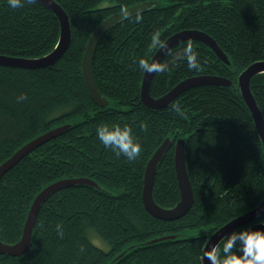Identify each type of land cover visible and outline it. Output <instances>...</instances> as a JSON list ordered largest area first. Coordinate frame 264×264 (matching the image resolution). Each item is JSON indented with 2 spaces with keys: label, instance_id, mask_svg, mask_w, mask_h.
Masks as SVG:
<instances>
[{
  "label": "trees",
  "instance_id": "trees-1",
  "mask_svg": "<svg viewBox=\"0 0 264 264\" xmlns=\"http://www.w3.org/2000/svg\"><path fill=\"white\" fill-rule=\"evenodd\" d=\"M54 1L66 12L71 30L62 56L40 69L0 65V164L34 137L63 124L69 127L0 178V241L20 239L34 197L49 183L87 177L97 186L78 184L51 193L38 211L29 250L20 256L0 253V264H203L209 236L264 199V144L237 81L250 64L264 61V0ZM143 1L156 3L140 13L142 22H136V15L122 21L96 47L93 77L108 101L99 106L82 78L85 44L107 16ZM183 30L207 33L226 61L206 43L190 39L200 69L189 71L183 56L189 39L183 40L161 60L169 67L163 74L154 73L150 95L162 96L197 75H217L230 84L195 86L165 108H149L141 100L144 71L137 61L150 62L157 51L150 47L154 33L165 41ZM59 34L57 16L38 1L14 9L8 0H0V55L44 56L56 46ZM250 90L264 120V72L251 78ZM21 93L27 99L18 100ZM105 123L132 127L142 149L138 159L130 162L103 146L97 128ZM166 137L172 145L157 164L154 201L163 208L179 201L174 142L180 138L185 139L193 190L188 212L170 221L151 215L141 199L146 163ZM257 223H264V214L234 231ZM185 231L193 234L182 236ZM93 234L107 249L94 244ZM169 235L175 237L151 242Z\"/></svg>",
  "mask_w": 264,
  "mask_h": 264
},
{
  "label": "water",
  "instance_id": "water-1",
  "mask_svg": "<svg viewBox=\"0 0 264 264\" xmlns=\"http://www.w3.org/2000/svg\"><path fill=\"white\" fill-rule=\"evenodd\" d=\"M43 6L51 10L58 18L60 24V34L56 46L48 54L38 58H19V57H8L0 55L1 66L20 67L27 69H40L45 68L49 65H53L67 50L71 42V30L69 25V19L63 8L56 3L54 0H37ZM156 2L155 1H143L122 10L113 13L103 19L92 31L86 44L84 53L81 59V73L84 81V85L88 91L90 98L99 106H106L108 101L105 96L101 94L95 83L93 72H92V60L96 47L102 37L115 25L122 21L135 16L137 13H143L148 11ZM186 39H196L206 43L221 59L226 61V55L216 44L215 40L211 38L207 33L199 30H183L172 34L164 42L167 45L165 49L158 48L153 57V60L161 62L165 54L176 44ZM264 72V61H257L250 64L238 75V88L240 93L248 106L258 135L264 144V120L263 116L255 102L253 94L250 90L251 78L259 73ZM154 73L144 72L141 84V100L149 108L160 109L167 107L177 96L189 88L215 84V85H229L230 80L220 77L217 75H197L187 77L176 85H174L165 94L159 97H153L150 95L149 87ZM69 124H63L54 127L36 137L29 140L21 147H19L9 158L4 160L0 164V178L14 165H16L24 156L36 149L43 143L61 135ZM172 145V140L166 137L163 142L155 149L150 158L148 159L143 176V187L141 192V199L146 211L158 219L162 220H175L185 215L193 203V190L189 176L186 170L185 164V139H177L174 142V168L177 178V185L179 188L180 198L179 201L170 208H163L159 206L153 199L152 189L156 174V168L158 162L161 160L164 153ZM78 184H86L91 186H97L96 182L87 177H73V178H62L53 181L46 185L33 199L24 225L22 229V235L20 239L12 244L3 243L0 241V253L8 254L10 256H20L27 252L31 246L32 230L36 221L38 211L41 204L46 198L53 192L63 188ZM264 214V199L252 210L243 213L221 227H219L214 233H212L207 239L202 252V263L210 264L206 253L209 252L214 246H217L221 240L230 232L235 229L250 223L254 219ZM253 230L261 229L264 230V223H257L249 227ZM174 235L162 236L153 239L151 242L162 240L165 238H174ZM121 253L119 256H121Z\"/></svg>",
  "mask_w": 264,
  "mask_h": 264
},
{
  "label": "clouds",
  "instance_id": "clouds-1",
  "mask_svg": "<svg viewBox=\"0 0 264 264\" xmlns=\"http://www.w3.org/2000/svg\"><path fill=\"white\" fill-rule=\"evenodd\" d=\"M24 3L33 5L37 0H8V4L12 8H22ZM136 22L143 20L141 14H136ZM160 33L153 34L150 47L153 49H165L167 45L160 38ZM183 56L187 61L189 71H198L200 64L198 62V53L193 48L192 41L189 39L183 49ZM141 71L163 74L168 70L167 63H160L153 60L149 63L145 59L137 61ZM18 100H25L27 97L21 93ZM175 111H179V105L174 106ZM141 128L146 130L147 125L142 124ZM97 136L105 148L111 149L119 157L123 155L128 161H135L141 154V145L137 137L133 135L131 126L124 124H101L97 128ZM58 235L63 238L64 232L60 224L56 226ZM210 264H264V230L244 228L240 231L230 233L223 243V247L214 246L206 253Z\"/></svg>",
  "mask_w": 264,
  "mask_h": 264
},
{
  "label": "rangeland",
  "instance_id": "rangeland-1",
  "mask_svg": "<svg viewBox=\"0 0 264 264\" xmlns=\"http://www.w3.org/2000/svg\"><path fill=\"white\" fill-rule=\"evenodd\" d=\"M193 234L192 231H185L182 236H188ZM91 240L94 242V244H96L97 246L103 248V249H107V245L101 240L99 239L95 234L92 235Z\"/></svg>",
  "mask_w": 264,
  "mask_h": 264
},
{
  "label": "bare ground",
  "instance_id": "bare-ground-1",
  "mask_svg": "<svg viewBox=\"0 0 264 264\" xmlns=\"http://www.w3.org/2000/svg\"><path fill=\"white\" fill-rule=\"evenodd\" d=\"M98 25V24H97ZM106 97V96H105ZM108 98V97H107ZM95 103V102H94ZM160 206V205H159Z\"/></svg>",
  "mask_w": 264,
  "mask_h": 264
}]
</instances>
